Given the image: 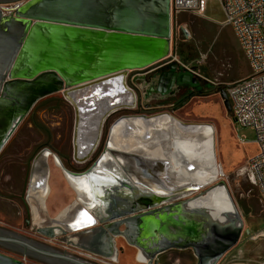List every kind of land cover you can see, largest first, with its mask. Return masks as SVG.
Here are the masks:
<instances>
[{
	"label": "water",
	"instance_id": "water-1",
	"mask_svg": "<svg viewBox=\"0 0 264 264\" xmlns=\"http://www.w3.org/2000/svg\"><path fill=\"white\" fill-rule=\"evenodd\" d=\"M173 28L171 0L0 2V150L40 99L62 93L76 114L75 158L79 154V162L89 160L99 144L106 117L113 111L122 108L134 110L138 106V95L128 84L129 74L171 56ZM94 88L113 89L114 95L107 97L106 105L94 107V133L90 140H82L83 124L91 118H83L86 108L82 101ZM191 97L185 99L181 106ZM222 97L227 109L231 110L225 91ZM130 119L141 121L148 132L158 123L172 120L182 133L196 135L206 132L211 143L215 137L212 124L185 121L168 111L132 115ZM128 128L131 129L130 126ZM150 137L148 133L146 139ZM106 148L115 159L112 189L98 185L99 173L92 169L85 177L90 186L87 193L92 196L86 197L91 200V205L81 200L94 216L91 217L93 223L74 227L72 222L66 227L59 217L45 224L50 231L57 228L73 235L86 233L98 218L100 223H105L100 228L108 240L111 236L124 237L138 247L139 255L149 264H157L156 257L170 249H191L198 259L197 264H216L223 254L238 244L243 232V220L238 212L231 214L225 211L221 216L223 219H219L209 209L192 205L193 201L206 196L214 188L223 187L237 210L224 181L199 191L204 184L181 179L179 174L172 172L170 162L163 157L114 148L110 143ZM212 153L214 155V147ZM40 162L45 164L40 170L46 175V150L41 151L35 160V163ZM158 165L160 173L157 172ZM195 168L189 167L190 170ZM35 170H38L36 165L33 167ZM120 180L128 186V197L129 193L135 195L137 189L142 191L147 197L145 205L136 211L103 220L93 206L99 207L102 215L108 207L110 191L116 184L118 186ZM89 181H95L96 188H92L95 183ZM145 181L160 184L161 193ZM119 191L124 192L122 188ZM69 214L65 215L73 219L74 214ZM0 242L21 246L25 255L31 251L73 264H92L66 252L43 249L15 237L0 235ZM66 243L79 246L70 238ZM107 254L103 256H113L114 253L109 250ZM0 264L26 263L0 252Z\"/></svg>",
	"mask_w": 264,
	"mask_h": 264
},
{
	"label": "rangeland",
	"instance_id": "rangeland-1",
	"mask_svg": "<svg viewBox=\"0 0 264 264\" xmlns=\"http://www.w3.org/2000/svg\"><path fill=\"white\" fill-rule=\"evenodd\" d=\"M223 23L224 13L219 0H210L204 14L194 11L182 13L173 28L171 56L146 69L132 71L128 77V84L138 95L139 111H144L141 106L147 107L146 101L150 100L149 97L157 98L165 95L182 71L189 73L192 79L195 78L203 83V93L192 98L182 110L174 112V115L185 121L213 125L215 137L212 147L219 167L217 182L226 183L237 212L243 220V232L235 249L241 250L243 256L254 257L264 264V200L260 198L247 169L249 159L257 152L256 132L250 126L236 123L232 111L227 109L222 97L223 91L228 94L229 84L244 79L250 74V67L232 27ZM177 64L179 68L175 69ZM193 88L198 89L199 86ZM50 97L62 98L63 95L55 93ZM65 103L67 106H72L68 101ZM46 106L43 107V102L35 106L34 121L41 126H44V123L55 126L58 120L54 119L50 112L45 111ZM165 108L159 107L154 110ZM29 122H31L30 118L24 120L22 138L28 135L27 130L31 129ZM12 137L14 139L15 135ZM34 137L36 138L35 135ZM10 143H12L11 139L8 144ZM55 178L54 185L59 189V178L56 176ZM65 193L67 201H70L73 195L68 190H64ZM13 196L7 190L0 192V230L29 239L39 247L59 253L67 252L74 256L75 252L58 239H48L26 227L21 210L13 207ZM35 227H38V224ZM117 243L124 244L122 238H118ZM0 252L24 260L26 264H69L35 256L29 252L25 255L24 251L15 245L3 242H0ZM171 253L173 258H178L179 264H196L197 259L193 258L189 250ZM116 261L113 264H144L137 260L135 248L129 246L118 253Z\"/></svg>",
	"mask_w": 264,
	"mask_h": 264
},
{
	"label": "flooded vegetation",
	"instance_id": "flooded-vegetation-1",
	"mask_svg": "<svg viewBox=\"0 0 264 264\" xmlns=\"http://www.w3.org/2000/svg\"><path fill=\"white\" fill-rule=\"evenodd\" d=\"M178 68L179 65H175V69ZM195 86H199V88H193ZM203 88V83L199 82L195 78L192 79L189 73L182 71L177 75L174 83L171 86V89L165 95L157 98L149 97L150 100L146 101V103H158V106L156 105L145 108L141 106V109H144V111H139L138 103L137 108L134 110L122 108L113 111L106 117L104 121L101 138L95 152L92 154L91 158L85 162H79V154L76 158L74 155V139L76 128V114L74 107L67 106V104L65 103L67 100L64 97H50L52 96L50 95L45 97L47 99H40L27 114V116L16 127L15 131L12 134V136L15 135L14 139L12 136V138H10L12 140V143L8 144L10 141L9 139L0 150V192H4L7 190L14 195L12 198L13 207L21 210V214H23L24 217V225L26 227L35 231V234L42 235L48 239H58V241H60L64 245H67L71 248V250L75 252V257L79 256L78 258L84 259L80 257V255H82L81 253H90L95 255L97 258L107 259L109 262H107L106 264H113L117 262L116 258L118 256V253H121V251H123L126 246H129L135 248L138 260V247L130 244L129 241L122 236H111V238L108 240L102 234L103 231L100 228L104 227L105 223H100L98 218H95L97 222L93 225L89 232L80 234L78 232L74 235L69 232L65 233L57 228L50 231L48 229L49 226L45 224L50 222V220L62 217L63 214L65 215L71 213L79 206V204L77 203L79 194L76 192L70 182L71 180H76L77 183H79V180L81 181L85 179L88 173L92 172V169H95V171L99 173L100 177L98 178V185L100 184L101 187H104V189H112V185L114 184L112 177L116 172L115 159L113 155L109 153L106 147L110 143L113 133L117 127H119L121 124L126 125V122L130 120V116L132 115H149L162 111H168L172 115H174V112L182 110L192 98L200 96L203 93ZM190 95H192L191 99L185 105L181 106L182 102ZM43 99L45 100L42 101ZM40 102H43V107L49 105L48 107L46 106L47 108L45 109V111L47 113L50 112L52 114L51 116L54 119L58 120L55 126H53V124L51 123H44L45 125L41 126L37 125L34 121V108L35 106H38ZM159 107L168 108L162 110H154ZM176 107H178V109H176ZM26 118L31 119V122H29V127L31 129L27 130L29 136L26 135L24 138H22V135H24V129H22V126L23 124H25L24 120ZM128 129L129 128L127 127L126 129L124 128L123 132L125 134L128 133ZM34 135L36 136V138L34 137ZM129 142L128 140H124L120 141L119 144H121V146L123 145L124 147L128 145L131 146L132 143L130 144ZM111 146L114 148L117 146L119 147V145L114 146L112 144ZM43 150H46L47 156L46 175H43L40 170L43 165L45 166V164L43 162L35 163L38 154ZM35 165L37 166L38 170L33 171V167ZM159 167L160 165L156 166L158 173H160ZM65 170L71 175L67 174ZM55 176L59 178L58 186L60 192L68 190L73 193V198L70 203L66 204V207L59 213H54L52 211L53 202L50 200L51 193L54 188V183L56 181ZM86 181L88 182V180ZM89 182L92 184L93 181ZM93 183L95 184H93L94 187L92 188H96V182L94 181ZM145 183L155 190H160V184L158 183H154L151 181H145ZM127 187V184L122 183L120 180L118 186L116 184V186L114 187L115 189H113V191H110L109 203L105 212L101 213L102 215H100V209L95 205L93 206V210L104 220L109 219L117 214L136 211L144 207L147 200L145 194L142 191L140 192V190L138 191L137 189L135 195H130L129 193L130 197H128ZM121 188L124 192L119 191L121 190ZM205 189H207V187L202 189L201 191ZM34 210H38V219L40 221H43L42 223L38 224V227H35L37 223L35 222ZM40 228H43L44 230L39 231ZM120 229H123V227H121ZM0 235L15 237L32 243L29 239L20 237L18 235H11L4 230H0ZM51 235H53L54 238H50ZM69 238L78 243L79 246L67 244L66 242ZM118 238H122L124 244L119 245L117 243ZM3 243L12 244L8 242ZM12 245H15L18 249L24 251L21 246L16 244ZM81 245L85 246L88 249L83 248ZM109 250L110 252L114 253L113 256H103L108 255L107 252ZM29 253L35 256L46 257L51 260H58L62 263L73 264L60 259L43 256L35 252L29 251ZM172 255L171 253H169V257H167V260L164 262L158 255L156 257L157 264H177L175 263L176 261H178L179 264L178 258H173ZM197 263L198 259L196 261V264ZM92 264L101 263H98L97 261V263ZM144 264L149 263L146 262Z\"/></svg>",
	"mask_w": 264,
	"mask_h": 264
},
{
	"label": "bare ground",
	"instance_id": "bare-ground-1",
	"mask_svg": "<svg viewBox=\"0 0 264 264\" xmlns=\"http://www.w3.org/2000/svg\"><path fill=\"white\" fill-rule=\"evenodd\" d=\"M112 94L114 95L113 89L94 88L88 97L83 98L82 103L85 104L86 108L83 118H88L89 116H91V118H88L83 124L81 132L82 140H90L94 133L95 117H92L94 115V107L99 104L106 105L105 103L109 101L107 97ZM124 99H127V97H124ZM129 126L131 129H128V133L125 134L123 129H126V127L128 128ZM148 133L151 137L146 139ZM124 140H128V142L130 141L129 143H132V145L125 147L123 145L121 146L119 142ZM110 143L114 146L119 145V147L117 146L115 148L135 151L149 156L163 157L170 162L172 172L179 174L183 180L196 181L200 184H204L202 189L216 185L217 183L219 167L216 164V158L212 153L211 139L207 136L206 132L196 135L182 133L175 128L172 120L160 122L148 132L142 125L141 121L130 119L126 122V125L121 124L115 129ZM188 166H195L196 168L195 170H190ZM70 183L74 188H79L80 198L77 199V203L80 207L78 206L70 213L74 214L73 219H70L69 216L63 214L59 220L62 225L65 224L66 227L72 222H74V227H82L91 222L93 223L91 217L94 218V216H92L90 210L87 209V206H84L83 203H81V200H85V203L91 202V200L86 197L87 195L92 197L91 193H87L90 190V186L86 179L79 180V183H77L76 180H71ZM144 188L145 187H143V189ZM159 193L161 192L159 191ZM94 203L95 202L92 204ZM192 205L209 209L213 215L219 219H223L221 216L225 211H228L231 214L237 212L232 206L223 187L214 188L206 196L193 201ZM83 208L84 210L81 212ZM34 211L35 222H37V224L42 223L43 221L38 219V210ZM94 220L96 221V219ZM138 260L146 263L141 255L138 256Z\"/></svg>",
	"mask_w": 264,
	"mask_h": 264
},
{
	"label": "built area",
	"instance_id": "built-area-1",
	"mask_svg": "<svg viewBox=\"0 0 264 264\" xmlns=\"http://www.w3.org/2000/svg\"><path fill=\"white\" fill-rule=\"evenodd\" d=\"M210 0H171L173 25L179 15L194 11L204 14ZM224 25L232 27L250 67V74L228 85V98L236 123L256 132L257 152L247 165L259 196L264 200V0H219ZM245 143L243 139H240ZM90 263L106 264L107 259L81 253ZM84 256V257H82Z\"/></svg>",
	"mask_w": 264,
	"mask_h": 264
},
{
	"label": "crops",
	"instance_id": "crops-1",
	"mask_svg": "<svg viewBox=\"0 0 264 264\" xmlns=\"http://www.w3.org/2000/svg\"><path fill=\"white\" fill-rule=\"evenodd\" d=\"M1 2V1H0ZM158 106V103H147V107H152V106ZM76 192L79 194V188L76 189ZM57 188L56 185H54V188L52 190L51 193V197L50 200L53 202V206H52V211L54 213H59L62 209H64L66 207V204L70 203V201L72 199H70V201H67V194L64 192H60V190ZM73 195V193H71ZM73 198V197H72ZM38 220V219H37ZM37 223V222H36ZM239 244V242H238ZM238 244L236 246H234L233 248H231L229 251H227L225 254H223L219 260L217 261L216 264H262L259 260H257L254 257L251 256H243V252L241 250H236L235 248L238 246ZM177 251H185V250H189V252L192 254L193 258L197 257L194 255L193 251L191 249H185V250H179V249H174ZM174 250H170L167 252H163L161 254H159V257L162 258V261H166L167 257H169V253H171ZM172 255V253H171ZM197 261V260H196ZM143 263V262H142ZM175 263L178 264V261H176Z\"/></svg>",
	"mask_w": 264,
	"mask_h": 264
},
{
	"label": "trees",
	"instance_id": "trees-1",
	"mask_svg": "<svg viewBox=\"0 0 264 264\" xmlns=\"http://www.w3.org/2000/svg\"><path fill=\"white\" fill-rule=\"evenodd\" d=\"M243 52V51H242ZM239 58L241 59V57L239 56Z\"/></svg>",
	"mask_w": 264,
	"mask_h": 264
}]
</instances>
